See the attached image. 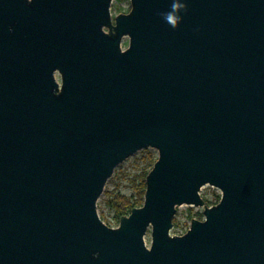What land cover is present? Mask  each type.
Wrapping results in <instances>:
<instances>
[{
	"label": "water",
	"instance_id": "1",
	"mask_svg": "<svg viewBox=\"0 0 264 264\" xmlns=\"http://www.w3.org/2000/svg\"><path fill=\"white\" fill-rule=\"evenodd\" d=\"M113 1L0 0V264H264V0ZM148 149L143 206L109 225ZM184 205L205 219L172 236Z\"/></svg>",
	"mask_w": 264,
	"mask_h": 264
},
{
	"label": "rangeland",
	"instance_id": "2",
	"mask_svg": "<svg viewBox=\"0 0 264 264\" xmlns=\"http://www.w3.org/2000/svg\"><path fill=\"white\" fill-rule=\"evenodd\" d=\"M130 9H132L131 0H114L111 7V13L113 17H116ZM128 41V38L124 39L123 47L128 45ZM56 76L60 77L59 74ZM148 155H150L153 160H156L159 157V153L155 149L140 151L122 163L115 170L113 177L109 180L104 194L98 201L99 212L106 219L109 225L120 224L116 219V211L113 207L114 202H119L118 197H125L134 200L136 199L133 180L136 176L140 175L144 169L149 168V163L147 161ZM218 196L221 197V191L217 188L206 186L201 190V197L204 200L216 203L218 201ZM192 218L203 221L205 219L204 208H193L186 205L179 207L177 215L174 219V229L171 231V235H185L191 227ZM145 242L147 247L150 248L152 243L151 230H149L148 234L146 235Z\"/></svg>",
	"mask_w": 264,
	"mask_h": 264
},
{
	"label": "trees",
	"instance_id": "3",
	"mask_svg": "<svg viewBox=\"0 0 264 264\" xmlns=\"http://www.w3.org/2000/svg\"><path fill=\"white\" fill-rule=\"evenodd\" d=\"M158 159L153 160L150 155L147 156V161L149 163V168L144 169L142 173L138 176H136L133 180V184L135 187V194L136 199H129L125 197H118L119 202H114L113 207L116 211V219L118 223H120V220L125 217L129 216L133 209L140 208L144 204V198L146 194V179L150 173V171L153 169L155 163ZM221 197L218 196V201L216 203H213L211 201L205 200L207 206H213L219 203ZM194 218H192L193 221Z\"/></svg>",
	"mask_w": 264,
	"mask_h": 264
}]
</instances>
